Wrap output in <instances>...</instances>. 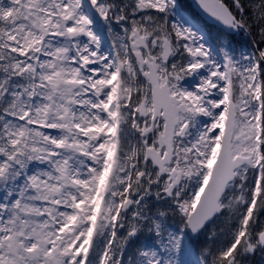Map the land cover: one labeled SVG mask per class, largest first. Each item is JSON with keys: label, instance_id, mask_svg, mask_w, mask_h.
<instances>
[{"label": "snow or ice", "instance_id": "6c2138e0", "mask_svg": "<svg viewBox=\"0 0 264 264\" xmlns=\"http://www.w3.org/2000/svg\"><path fill=\"white\" fill-rule=\"evenodd\" d=\"M195 4L0 0V264L264 254V0Z\"/></svg>", "mask_w": 264, "mask_h": 264}, {"label": "trees", "instance_id": "16d2710c", "mask_svg": "<svg viewBox=\"0 0 264 264\" xmlns=\"http://www.w3.org/2000/svg\"><path fill=\"white\" fill-rule=\"evenodd\" d=\"M181 2L185 5L186 13L190 12L192 15L199 17L187 0H181ZM261 221L264 222V216L261 217ZM218 224H222V222H218ZM246 264H264V254L257 252L254 256H250L247 259Z\"/></svg>", "mask_w": 264, "mask_h": 264}, {"label": "water", "instance_id": "95a60500", "mask_svg": "<svg viewBox=\"0 0 264 264\" xmlns=\"http://www.w3.org/2000/svg\"><path fill=\"white\" fill-rule=\"evenodd\" d=\"M188 2H190V4L192 5V7L194 8V10L200 14V16L203 18V19H207L206 17H203V14L200 12V10L196 7V4H195V0H188Z\"/></svg>", "mask_w": 264, "mask_h": 264}, {"label": "rangeland", "instance_id": "374dc122", "mask_svg": "<svg viewBox=\"0 0 264 264\" xmlns=\"http://www.w3.org/2000/svg\"><path fill=\"white\" fill-rule=\"evenodd\" d=\"M189 259H194V257H189Z\"/></svg>", "mask_w": 264, "mask_h": 264}]
</instances>
